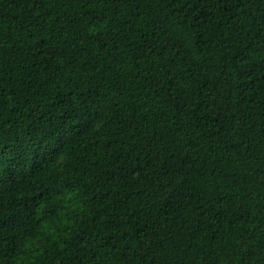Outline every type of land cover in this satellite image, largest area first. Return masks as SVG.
Returning <instances> with one entry per match:
<instances>
[{"label": "trees", "instance_id": "16d2710c", "mask_svg": "<svg viewBox=\"0 0 264 264\" xmlns=\"http://www.w3.org/2000/svg\"><path fill=\"white\" fill-rule=\"evenodd\" d=\"M0 264H264V0H0Z\"/></svg>", "mask_w": 264, "mask_h": 264}]
</instances>
